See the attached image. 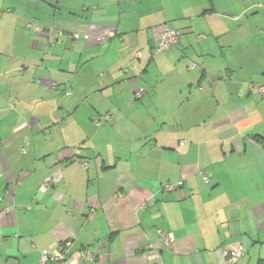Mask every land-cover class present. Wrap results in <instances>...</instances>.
Returning a JSON list of instances; mask_svg holds the SVG:
<instances>
[{"label":"crops","instance_id":"0c3cea01","mask_svg":"<svg viewBox=\"0 0 264 264\" xmlns=\"http://www.w3.org/2000/svg\"><path fill=\"white\" fill-rule=\"evenodd\" d=\"M262 85L264 0H0V264H264Z\"/></svg>","mask_w":264,"mask_h":264},{"label":"built area","instance_id":"2783aa9c","mask_svg":"<svg viewBox=\"0 0 264 264\" xmlns=\"http://www.w3.org/2000/svg\"><path fill=\"white\" fill-rule=\"evenodd\" d=\"M27 28L34 30L37 33L43 32V27L38 24L29 23L27 24ZM116 36L115 30L111 29L107 31L104 35L100 36V40L104 43L108 41L109 39H112ZM202 38V36H201ZM74 40H86L87 36H81L80 34L76 33L73 34ZM181 39V34L179 31L172 29V28H165L160 36V39L158 41V45L156 48V51L158 52H166L169 51L174 46L178 45ZM135 58H141L140 53H135ZM53 88L54 85H53ZM259 93L261 97L264 99V85L259 87ZM67 96L71 95V92L66 93ZM135 101H140L144 98V92L142 90H138L135 93ZM13 107V105H11ZM113 116L111 114H105L103 116H100L98 118L94 119V124L97 128L102 127L106 123L112 122ZM185 142H181V146H183ZM21 152L27 153V148L23 147L21 149ZM83 167L87 169L89 167V164L87 162L83 163ZM204 181L206 183L210 182L209 176H204ZM49 183L47 184V186ZM182 184L178 185H172V184H164L162 186V190L164 192H173L177 189L178 186H181ZM159 239L162 243V248L169 249L174 242V236L172 233H167L163 231H159ZM72 247V242L70 240L61 242L58 247L54 250H43L41 253L40 263L41 264H71L70 260V248ZM246 251L241 246L231 250L229 254L227 255L226 264H239V262L245 257ZM148 259L151 260H158L161 258L159 251H154L153 253H150L147 255ZM89 259L92 263L95 262V258L92 255H89Z\"/></svg>","mask_w":264,"mask_h":264},{"label":"trees","instance_id":"16d2710c","mask_svg":"<svg viewBox=\"0 0 264 264\" xmlns=\"http://www.w3.org/2000/svg\"><path fill=\"white\" fill-rule=\"evenodd\" d=\"M263 142H264V140H263Z\"/></svg>","mask_w":264,"mask_h":264}]
</instances>
